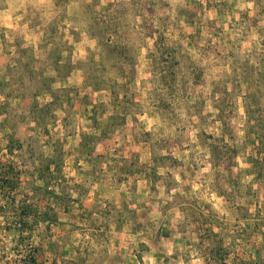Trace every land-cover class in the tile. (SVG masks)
<instances>
[{"label":"rangeland","instance_id":"obj_1","mask_svg":"<svg viewBox=\"0 0 264 264\" xmlns=\"http://www.w3.org/2000/svg\"><path fill=\"white\" fill-rule=\"evenodd\" d=\"M0 264H264V0H0Z\"/></svg>","mask_w":264,"mask_h":264},{"label":"trees","instance_id":"obj_2","mask_svg":"<svg viewBox=\"0 0 264 264\" xmlns=\"http://www.w3.org/2000/svg\"><path fill=\"white\" fill-rule=\"evenodd\" d=\"M138 259L141 261V258L138 256Z\"/></svg>","mask_w":264,"mask_h":264}]
</instances>
